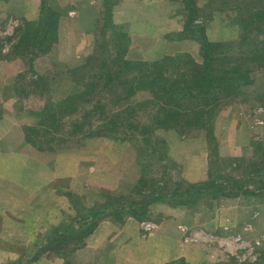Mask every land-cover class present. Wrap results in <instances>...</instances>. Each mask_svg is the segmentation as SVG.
Here are the masks:
<instances>
[{
  "label": "rangeland",
  "instance_id": "obj_1",
  "mask_svg": "<svg viewBox=\"0 0 264 264\" xmlns=\"http://www.w3.org/2000/svg\"><path fill=\"white\" fill-rule=\"evenodd\" d=\"M260 8L264 0H0V188L23 212L16 257L0 254V264H264V65L243 63L206 127L189 132L159 126L155 94L117 72L180 52L201 62L198 29L235 39L243 14ZM22 30L29 37L14 48ZM70 94L75 111L62 110ZM118 109L116 126L105 115ZM79 119L113 128L73 131ZM206 180L222 192L169 200L176 181ZM70 227L75 249L53 250Z\"/></svg>",
  "mask_w": 264,
  "mask_h": 264
},
{
  "label": "trees",
  "instance_id": "obj_2",
  "mask_svg": "<svg viewBox=\"0 0 264 264\" xmlns=\"http://www.w3.org/2000/svg\"><path fill=\"white\" fill-rule=\"evenodd\" d=\"M106 15H110L108 8H106ZM243 15L244 17L240 18L239 33L235 39L209 41L203 30L198 29L201 35L199 42L201 62H196L187 52H180L176 55H164L151 62L125 61L118 69L117 72L124 74L123 83H134L137 88H148L155 94L154 100L159 113L156 122L161 124L159 126L164 124L180 132L205 128L206 122L214 114L216 106H213L216 104L219 93L229 94L231 92L229 87L236 83L238 78L245 76L244 70L241 69L243 68L242 64L253 62L264 65V8L250 10ZM50 30L51 24L46 26L43 33L36 30V42H41L45 32L48 33ZM28 34L27 30H22L18 34L14 48L21 41L27 40ZM74 98L75 96L70 94L69 103L62 105L61 109L75 111ZM101 105L98 102L94 103L92 108L81 114V119L91 115L95 109L97 111ZM99 112L102 113L103 111L100 110ZM107 114L105 115L108 118L107 121L118 126L116 120H119L122 111L118 109ZM159 116H163V119H160ZM50 117H54V112L50 114ZM81 119L70 123L73 131L88 134V132L93 131V127L97 131H101L99 127L113 128V125L109 123L103 122L98 127L91 123L85 124ZM222 190V183H215L213 180L186 186H182L179 181H176L174 187L167 192H169L168 196L171 203L186 204L204 192H222ZM176 195H179L180 199H173L172 196ZM191 195L194 196L190 197ZM160 196L158 194L147 199V203L160 199ZM130 213L137 217L140 214L135 210L130 211ZM72 229L73 227H70V234L62 238V242L56 241L53 250L59 249L60 251L61 248H68L72 251L75 249V245L70 248L67 244ZM82 234L77 231L79 241ZM51 235L64 236L55 235V232H51ZM51 240L49 238L45 242L49 243Z\"/></svg>",
  "mask_w": 264,
  "mask_h": 264
},
{
  "label": "crops",
  "instance_id": "obj_3",
  "mask_svg": "<svg viewBox=\"0 0 264 264\" xmlns=\"http://www.w3.org/2000/svg\"><path fill=\"white\" fill-rule=\"evenodd\" d=\"M21 213L23 212L20 209H17V199L11 198L10 193H2L0 188V254H3L4 256L7 254L6 257L8 259L16 257L15 251L11 249L9 245L16 242V239L18 238L17 216ZM32 230V227H27L25 220L24 234H26L27 231H30L31 233Z\"/></svg>",
  "mask_w": 264,
  "mask_h": 264
}]
</instances>
